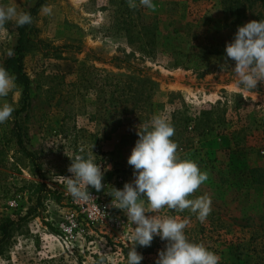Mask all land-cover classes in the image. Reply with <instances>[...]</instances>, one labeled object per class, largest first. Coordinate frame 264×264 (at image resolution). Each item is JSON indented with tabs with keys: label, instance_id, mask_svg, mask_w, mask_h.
I'll return each mask as SVG.
<instances>
[{
	"label": "rangeland",
	"instance_id": "374dc122",
	"mask_svg": "<svg viewBox=\"0 0 264 264\" xmlns=\"http://www.w3.org/2000/svg\"><path fill=\"white\" fill-rule=\"evenodd\" d=\"M37 1L15 4L28 12ZM119 2L45 0L52 14H43L41 5L34 16L24 57L31 81L27 110L16 115L22 97L17 83L0 99V105L6 100L15 108L0 124V218L17 220L0 264H127L135 225L111 206L106 192L134 179L127 159L138 126L154 115L174 127L171 139L180 158L209 174L189 198L209 195L212 211L203 223L189 210L186 216L167 208L147 215L188 219L190 236L210 245L220 259L259 264V250L264 255V83L253 90L238 88L231 67L222 64L226 43L238 26L264 19V4L253 3L233 24L231 18L225 21L222 0H153L156 10L138 7L135 27L126 31L118 27ZM5 27L0 66L17 40L15 23ZM190 52L203 57L201 68H187ZM177 57L185 62L178 67ZM203 111L219 119L208 122ZM15 120L37 165L16 145ZM65 153H91L97 164L110 166L102 180L105 189L89 191L100 196L120 226L93 220L91 212L82 211V201L67 193L58 179L71 175ZM158 243L161 248L142 254L141 264H155L164 241Z\"/></svg>",
	"mask_w": 264,
	"mask_h": 264
},
{
	"label": "clouds",
	"instance_id": "9594fccd",
	"mask_svg": "<svg viewBox=\"0 0 264 264\" xmlns=\"http://www.w3.org/2000/svg\"><path fill=\"white\" fill-rule=\"evenodd\" d=\"M130 9L143 7L155 11L153 0H127ZM45 15L52 14L48 5L41 6ZM30 12L18 11L15 0L8 5L0 4V32H6V24L14 22L17 27L31 25ZM222 65L231 67L236 77V85L243 90L256 89L264 83V19L251 20L238 26L234 38L225 45ZM8 56L14 55L12 50ZM234 61V67L229 64ZM16 76L0 66V99L17 89ZM15 108L6 100L0 105V124L9 121ZM138 139L127 159L133 168L134 179L126 182L122 189L111 187L106 194L112 197L111 206L122 210L133 227L130 236L131 246L127 253V264H141L143 255L137 252V245L150 247L155 236L166 241L165 247L158 251L155 264H219L220 257L210 251L203 243L191 242L185 234L188 219L173 216L159 217L147 215L158 213L167 208L177 212L189 210L203 223L212 211V200L207 194L192 197L209 179L191 159H182L178 155V144L171 138L175 129L162 115H154L148 123L139 125L136 131ZM93 152V151H92ZM65 155L71 160L67 171L70 176L58 175L61 183L74 200L92 199L89 187L97 192L105 189L102 183L104 172L101 165L94 161L92 154ZM147 202V208L145 207Z\"/></svg>",
	"mask_w": 264,
	"mask_h": 264
},
{
	"label": "trees",
	"instance_id": "16d2710c",
	"mask_svg": "<svg viewBox=\"0 0 264 264\" xmlns=\"http://www.w3.org/2000/svg\"><path fill=\"white\" fill-rule=\"evenodd\" d=\"M257 1H260L262 2V4H264V0H222L225 21L231 18V23L239 24L240 23L239 21L242 19L246 9L250 8L252 4ZM44 3H45V0H38L34 4V6L28 11L31 13L33 18L36 15L40 6L43 5ZM117 9L120 14V20H119L118 27L121 30L124 29L126 31H128L131 28L132 24H133V27H135L134 16L138 15V9H135V10L130 9L128 7L127 0H120V2L118 3ZM132 16H133V20H132ZM33 31H34L33 23L31 25L17 27V40H16L15 45L11 48V50L14 52V55L11 57L7 56L1 65L5 67L10 73L15 74L17 78L16 83L22 87V97L20 100L21 108L16 111V115H19L21 112L27 110V107H28V100H29L30 91H31V81L24 68V57H25L26 52L30 48V41H31L30 37ZM185 57L189 58V61L186 62L187 65H189L187 66V68H195V69L201 68V66L198 64V61L202 60L203 58L202 56L196 55L195 52H190L189 54L185 55ZM183 63H185L184 60H180L178 57L174 59V66L176 67L180 66ZM202 116H205L208 122L209 120L216 121L219 119L216 116H212L211 112L209 111H203ZM11 133H12V136L15 138V142L18 148L28 158L31 159L34 165H37L34 153L29 148H27L25 145V135H24L25 132L18 120H15V123L11 129ZM2 152L3 151L0 150V155L2 154ZM187 211L188 210H185L184 212H181V213L185 215L186 213H188ZM17 217H19V220L22 219L21 216H17ZM208 217H210V215ZM16 223H17V220H14L11 218H0V253H3V247L6 241H8L10 237L12 236V231L14 230L15 228L14 225ZM191 233H192V230L188 228L185 229V234L191 242L205 244L204 242L197 240L195 237H191L190 236ZM159 241H162L160 237L155 236L150 247H141L137 245V251H139L141 254L152 253L155 248L160 246L161 243H158ZM165 244H166V241H164V245L162 246V248L165 247ZM205 246L208 247L210 251L212 250L210 245L205 244ZM159 248H161V246ZM257 257H258L257 259H259V264H264V255L260 254V250H259V256ZM240 262L238 264H241ZM219 264H234V263L232 262L230 263V262L220 259ZM257 264H258V261H257Z\"/></svg>",
	"mask_w": 264,
	"mask_h": 264
},
{
	"label": "built area",
	"instance_id": "2783aa9c",
	"mask_svg": "<svg viewBox=\"0 0 264 264\" xmlns=\"http://www.w3.org/2000/svg\"><path fill=\"white\" fill-rule=\"evenodd\" d=\"M100 165L103 171L106 167H103L102 164ZM106 172L107 171H105L104 174ZM117 180L119 184H121L123 181L121 177L117 178ZM122 188L123 186H119V189H122ZM90 193L93 198L88 201H82V204H83L82 211L91 212L93 220L101 221V223H107V224L112 223L113 226H117V227L120 226L121 221L119 219H115V216L108 210V207L104 204V201L100 199V196L91 191ZM128 242L132 243L130 240V237L128 238Z\"/></svg>",
	"mask_w": 264,
	"mask_h": 264
}]
</instances>
